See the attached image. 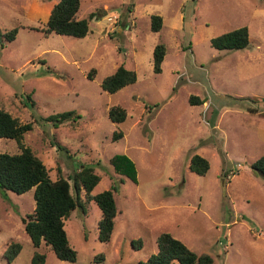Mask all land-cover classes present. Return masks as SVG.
Returning <instances> with one entry per match:
<instances>
[{
    "label": "rangeland",
    "instance_id": "obj_1",
    "mask_svg": "<svg viewBox=\"0 0 264 264\" xmlns=\"http://www.w3.org/2000/svg\"><path fill=\"white\" fill-rule=\"evenodd\" d=\"M56 2L0 0V108L32 122L24 144L51 179L88 165L100 175L92 194L115 182L114 229L109 241L98 239L101 211L81 190L82 207L64 224L77 259L60 260L46 244L34 247L24 230L21 218L35 207L33 188L6 190L0 264H29L35 251L46 254L45 264H138L156 253L161 232L209 253L213 264H264V176L251 166L264 154V0H80L76 18L95 13L88 33L45 37L35 28ZM152 14L163 19L156 32ZM244 25L245 48L211 46L212 37ZM12 29L15 38L8 40ZM158 43L166 53L156 74ZM120 64L135 70L136 81L104 91L102 79ZM115 105L127 112L123 122L108 117ZM68 110L80 114L76 125L45 120ZM117 131L122 137L113 140ZM19 150L15 140L0 138V152ZM122 154L133 162L136 180L110 164ZM193 154L209 161L205 174L189 169ZM11 241L22 247L8 262L3 253Z\"/></svg>",
    "mask_w": 264,
    "mask_h": 264
},
{
    "label": "trees",
    "instance_id": "obj_2",
    "mask_svg": "<svg viewBox=\"0 0 264 264\" xmlns=\"http://www.w3.org/2000/svg\"><path fill=\"white\" fill-rule=\"evenodd\" d=\"M80 6V0H58L50 9L45 24L41 28H35L43 36L51 33L84 37L89 31V22L95 13L90 12L85 18H76ZM151 30L159 31L163 19L159 14L150 16ZM16 29L9 31L6 36L8 40L15 38ZM249 43V30L246 25L234 28L212 37L210 44L216 49L239 50L245 48ZM166 53L165 45L158 43L152 51L153 72L158 74L162 71V62ZM95 69L92 68L87 74L93 79ZM136 81V72L120 64L113 73L105 76L100 86L109 93L116 92L122 87ZM26 100L31 106L35 101L28 94ZM192 103H202L197 96H190ZM108 117L111 121L120 123L127 117L126 110L119 106H112L108 110ZM80 114L74 110H68L48 115L45 120L54 126L59 123L69 122L76 125ZM32 122L21 123L7 110L0 108V138H8L16 141L19 152H0V192L10 190L22 194L33 188L35 207L33 212L21 218L25 232L30 237L31 243L38 248L42 243L53 250L60 260L74 262L77 259V251L70 245L64 224L71 212L77 207H82L80 192L85 191L86 198L92 199L101 211V217L97 224L98 239L102 242L110 240L117 213V205L114 197L115 182L110 188L96 194L91 191L100 181L92 166L84 165L74 171L71 177L62 176L51 179L48 169L43 161L24 144V135L32 130ZM122 137L120 131L114 132L113 140ZM59 148H62L58 144ZM110 164L117 174L128 175L136 180V170L133 162L125 155H115L110 158ZM251 166L264 176V154L257 158ZM188 167L191 171L203 175L209 169V161L199 155L193 154L189 160ZM123 182V178H119ZM3 193L0 195L5 197ZM135 245V241H132ZM141 246L138 241L137 248ZM21 244L11 241L6 244L3 256L11 262L20 252ZM213 264V258L209 253H196L187 247L181 240L172 236L169 232H161L157 237V251L146 261H139L138 264ZM46 254L35 251L29 264H45Z\"/></svg>",
    "mask_w": 264,
    "mask_h": 264
}]
</instances>
